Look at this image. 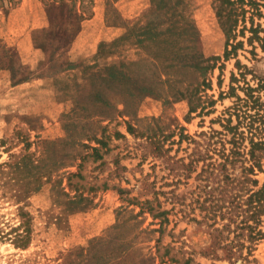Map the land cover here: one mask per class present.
Masks as SVG:
<instances>
[{
	"label": "rangeland",
	"instance_id": "rangeland-1",
	"mask_svg": "<svg viewBox=\"0 0 264 264\" xmlns=\"http://www.w3.org/2000/svg\"><path fill=\"white\" fill-rule=\"evenodd\" d=\"M254 1L261 14L244 4L227 46L218 0H0V264H264V238L227 257L205 216L222 142L264 134V0ZM105 25L126 26L144 50L135 78L94 71L76 107L37 94L24 105L14 85L67 60L25 65L21 50L90 45Z\"/></svg>",
	"mask_w": 264,
	"mask_h": 264
},
{
	"label": "trees",
	"instance_id": "trees-1",
	"mask_svg": "<svg viewBox=\"0 0 264 264\" xmlns=\"http://www.w3.org/2000/svg\"><path fill=\"white\" fill-rule=\"evenodd\" d=\"M218 1V15L221 20V26L225 30L227 37L226 44L228 46L230 44V37H235L234 31L239 21V16L245 19V13L249 11V9L244 7V4L250 5L252 14L253 12L261 13L258 7L255 6L257 2L254 0ZM153 28L152 25H149V29L153 30ZM246 28V25H244L241 32ZM249 29L252 33L249 40H252L254 36H258V27L251 25ZM125 36L134 35L126 33ZM240 43L241 41L238 44ZM232 47L233 49L236 48L234 44ZM230 52L226 49L225 55L227 56ZM121 69V72L117 71L113 68L111 62L97 71H100L99 74L108 79H132L137 76V73L135 76H127L122 64ZM196 107L190 105L189 111H194ZM202 108H204V105ZM259 117L264 119L263 114H260ZM252 127L250 126V128ZM251 132L253 136L261 134L263 130L256 127L255 132ZM239 139L238 131H235L233 137L227 141L231 146L227 148L225 147V142H222V148L218 149V155L221 160L219 162H212L213 179L218 184L215 188L211 187L209 190L210 202L206 207L207 211L205 214V216L210 215L209 218L214 219L210 232L212 237L211 246L217 248L220 252H225L227 257L233 256L236 252H240L243 257L252 255V251L255 249L254 245L257 241L264 238V181L260 183L258 178V174L264 172V134L257 139L251 137L249 147L244 145ZM229 169L230 171H228ZM236 170L237 172H235ZM218 176H222V178L217 180ZM216 223L219 225L216 226ZM224 231H226V235ZM230 233H234V239L231 241V244L227 242L223 243L228 239L227 234ZM22 239L23 237L19 235L14 238V242L21 241ZM21 244H24L23 240ZM244 250H246V254H244Z\"/></svg>",
	"mask_w": 264,
	"mask_h": 264
},
{
	"label": "crops",
	"instance_id": "crops-1",
	"mask_svg": "<svg viewBox=\"0 0 264 264\" xmlns=\"http://www.w3.org/2000/svg\"><path fill=\"white\" fill-rule=\"evenodd\" d=\"M143 21L142 15L132 19L131 26ZM126 26L105 25L97 33L90 45L75 44L65 51L47 54L39 47L23 49L20 52L22 64H42L49 58L55 60L65 54L66 65L60 69L41 72L36 70L26 80L14 85L28 106L39 100H53L61 109L76 106L93 89V71L119 59L125 74L135 76L137 62L145 57L144 50L136 43L134 36H125ZM78 42V41H77ZM49 64V63H48ZM35 94H37L35 100ZM60 109V110H61Z\"/></svg>",
	"mask_w": 264,
	"mask_h": 264
}]
</instances>
